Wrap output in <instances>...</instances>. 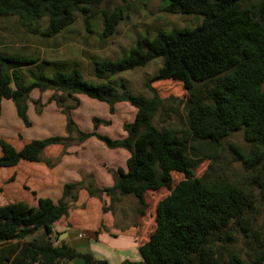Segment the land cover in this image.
Here are the masks:
<instances>
[{"label":"trees","instance_id":"1","mask_svg":"<svg viewBox=\"0 0 264 264\" xmlns=\"http://www.w3.org/2000/svg\"><path fill=\"white\" fill-rule=\"evenodd\" d=\"M103 1L0 0V15H18L30 33L49 38L70 26L76 12L86 20L91 6ZM167 1L163 8L166 12L200 14L201 23L192 28L158 31L152 38L139 35L129 53L117 60L91 57L99 82L86 80L76 68L47 74L33 59L0 55V114L2 99H10L26 126V100L34 88L62 91L68 96L83 94L105 102L110 111L118 102L136 108L133 120L123 125L126 135L118 139L80 130L68 112L66 135L33 139L19 149L0 139V168L13 167L23 160L39 162L46 148L66 146L73 135L78 141L94 136L108 148H122L129 153L126 170L113 174L110 186L65 182L56 201L37 197L39 213L32 219H27V210L0 215V264H60L74 258H82L87 264H108L106 259H94L89 252L77 251L64 239L54 238L55 223L68 217L70 204L78 200L82 189L89 197L104 194L109 198L102 212L112 211L120 197L134 196L139 205L138 217L143 218L141 223H147L145 193L162 188L168 194L158 200L147 239L138 245L141 261L124 260L122 264H263V243H251L248 196L231 183L206 182L197 177L188 149L192 140L218 143L242 131L253 146L252 152L243 153L235 144L231 148L246 168L262 163L264 169V0ZM125 10L119 6L100 11L103 37L114 33ZM42 18L47 19L43 28L34 25ZM157 57H162V64L145 83L152 93L150 97L132 92L124 83L118 89L108 80ZM16 62L36 63L35 70H27L30 82L25 81ZM162 80L180 82L187 94V130L183 134L153 123L164 99L151 83ZM173 172L184 176L175 185ZM40 229L42 233L37 234ZM102 230H106L103 221L95 232ZM239 238L250 249L247 259L231 249Z\"/></svg>","mask_w":264,"mask_h":264},{"label":"rangeland","instance_id":"2","mask_svg":"<svg viewBox=\"0 0 264 264\" xmlns=\"http://www.w3.org/2000/svg\"><path fill=\"white\" fill-rule=\"evenodd\" d=\"M167 2V0H104L98 5L91 6V14L86 20L83 15L76 12L70 26L49 38L30 33L18 15H0V55L33 59L41 64L42 70L47 74L76 68L86 80L99 82L100 79L94 74L91 57L117 60L129 53L139 35L152 38L158 31L192 28L201 23L200 14L166 12L163 8ZM119 6L126 8L123 19L117 24L111 36L103 37L100 11L102 9L112 11ZM46 23L47 19L42 18L34 25L43 28ZM36 63L29 65L15 63L26 82L31 81L27 70H35ZM161 64L162 57H157L143 67L116 73L108 80L118 89H121V83H124L132 92L150 97L152 93L145 83ZM151 85L164 99L153 118V123L158 128L173 129L179 134L185 133L187 116L184 100L187 94L182 84L173 80H162L152 82ZM11 86L13 87V84ZM26 104L29 120L27 126L17 116L12 100L3 98L1 101L0 139L10 142L17 149L33 139L66 135L67 112L80 130L95 131L113 139L126 135L123 125L131 122L136 113V108L128 102L115 103L113 111H110L105 102L83 94L68 96L65 92L53 89L44 91L32 89ZM73 138L66 146L53 145L46 148L39 162L23 160L13 167L0 168V215L18 214L27 210V219H32L39 213L36 211L37 197H49L56 201L65 182H81L83 185L93 182L96 186L105 187L112 185L113 174H117L121 169L126 170L129 153L125 149L108 148L94 136L83 141H78L75 135ZM232 144L239 146L246 154L253 150V146L244 139L242 131L233 132L218 143L192 140L188 155L193 172L206 182L221 180L244 191L251 205L249 218L251 243L261 242L264 247V169L262 163L253 168H246L231 148ZM183 177V174L173 172L172 185ZM167 194L168 190L164 188L145 193V218L148 223L153 221L158 200ZM104 197L107 196L102 194L90 198L84 189L80 190L78 200L70 204L72 222L67 218L57 221L54 225V238L57 236L60 239V227L72 223H79L81 227L94 226L96 221L92 220L96 214L98 215V206L99 203L102 204ZM107 198L104 200L106 205L109 203ZM138 208L134 196L120 197L111 209L115 224L119 227L133 224L139 218ZM41 233V229L37 231V234ZM54 243H57L56 239ZM103 248L106 249L107 246L104 245ZM231 249L239 252L241 257L248 258L246 253L250 252V249L242 238H239ZM81 261L86 264L82 259Z\"/></svg>","mask_w":264,"mask_h":264},{"label":"crops","instance_id":"3","mask_svg":"<svg viewBox=\"0 0 264 264\" xmlns=\"http://www.w3.org/2000/svg\"><path fill=\"white\" fill-rule=\"evenodd\" d=\"M104 198L106 199L107 197ZM105 199L102 200V204L99 203L98 215L96 214V217L94 216L95 218L92 220L93 222L96 221L94 226L81 227L79 223H72L71 225L60 227L59 236H64L63 239L77 251L89 252L94 259H106L108 264H122L124 260L130 262L141 261L138 245L147 239V230L150 222L141 223L143 218L139 217L130 226H117L111 211L102 212V206L106 205L104 203ZM108 200L109 198H107ZM70 218L69 210L67 220L72 222ZM101 221H103L106 230L96 233L95 231ZM104 245L107 246L106 249L103 248ZM81 259L74 258L62 261L60 264H79L78 262L84 264Z\"/></svg>","mask_w":264,"mask_h":264},{"label":"water","instance_id":"4","mask_svg":"<svg viewBox=\"0 0 264 264\" xmlns=\"http://www.w3.org/2000/svg\"><path fill=\"white\" fill-rule=\"evenodd\" d=\"M59 237H60V239H63V238H64V236H62V235H61V236H59Z\"/></svg>","mask_w":264,"mask_h":264}]
</instances>
